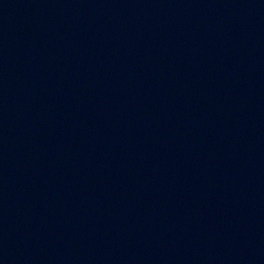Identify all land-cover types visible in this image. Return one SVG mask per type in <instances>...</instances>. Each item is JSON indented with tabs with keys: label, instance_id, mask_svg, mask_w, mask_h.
<instances>
[{
	"label": "water",
	"instance_id": "95a60500",
	"mask_svg": "<svg viewBox=\"0 0 264 264\" xmlns=\"http://www.w3.org/2000/svg\"><path fill=\"white\" fill-rule=\"evenodd\" d=\"M264 100V0H158Z\"/></svg>",
	"mask_w": 264,
	"mask_h": 264
}]
</instances>
